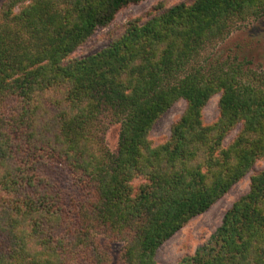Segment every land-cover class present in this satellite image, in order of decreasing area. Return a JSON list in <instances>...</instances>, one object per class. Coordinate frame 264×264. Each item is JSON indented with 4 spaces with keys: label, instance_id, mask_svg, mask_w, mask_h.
Segmentation results:
<instances>
[{
    "label": "trees",
    "instance_id": "trees-1",
    "mask_svg": "<svg viewBox=\"0 0 264 264\" xmlns=\"http://www.w3.org/2000/svg\"><path fill=\"white\" fill-rule=\"evenodd\" d=\"M138 1L0 3V264H109L99 235L122 243L124 264H161V244L264 159V72L198 62L237 22L263 16L264 0L178 2L71 57ZM216 93L218 116L205 124ZM180 99L169 138L153 144L154 124ZM175 264H264V169Z\"/></svg>",
    "mask_w": 264,
    "mask_h": 264
},
{
    "label": "rangeland",
    "instance_id": "rangeland-1",
    "mask_svg": "<svg viewBox=\"0 0 264 264\" xmlns=\"http://www.w3.org/2000/svg\"><path fill=\"white\" fill-rule=\"evenodd\" d=\"M192 0H140L122 7L115 15L113 21L107 26L97 28L88 41L79 46L71 57H80L92 54L106 47L111 40L119 37L132 20L141 22L148 19L153 13L164 7L178 2H191ZM2 0H0V3ZM217 58L228 62L248 61L242 63L244 70L264 72V15L254 19L236 23L230 34L222 41L207 46L199 56L198 62L204 63ZM220 93L213 95L202 110V120L205 124L213 122L218 116V99ZM185 101H176L154 124L150 138L153 144L165 142L170 136L172 124L179 119L185 109ZM121 124L116 122L108 125L105 132V143L113 151L117 147ZM239 128L232 130L224 139L227 145L238 133ZM264 169V159H258L252 169L230 189L211 205L205 212L190 219L173 236L167 239L156 251V260L161 264H175L181 257L191 255L195 250L206 243L211 234L221 224L224 213L234 201L245 195L250 188V176ZM137 182V180L135 181ZM98 242L108 254L109 264H124L120 258L122 243L111 242L99 235Z\"/></svg>",
    "mask_w": 264,
    "mask_h": 264
}]
</instances>
